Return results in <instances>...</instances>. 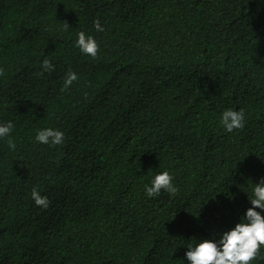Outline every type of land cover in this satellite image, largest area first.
<instances>
[{"label":"trees","instance_id":"obj_1","mask_svg":"<svg viewBox=\"0 0 264 264\" xmlns=\"http://www.w3.org/2000/svg\"><path fill=\"white\" fill-rule=\"evenodd\" d=\"M0 68L16 144L0 140V264H187L188 239L233 227L264 177V0H0ZM226 108L242 128L223 130ZM45 127L64 141L37 143ZM164 170L177 193L146 197Z\"/></svg>","mask_w":264,"mask_h":264},{"label":"clouds","instance_id":"obj_2","mask_svg":"<svg viewBox=\"0 0 264 264\" xmlns=\"http://www.w3.org/2000/svg\"><path fill=\"white\" fill-rule=\"evenodd\" d=\"M63 25L65 28L69 27L67 23ZM94 27L98 32L103 31L99 20L94 21ZM74 45L84 55L93 58L97 56L99 47L97 41L85 31L76 34ZM39 68L41 73H49L54 70V65L44 55ZM3 71V68H0V76L3 75ZM77 79L76 72L67 70L63 78L64 88L71 86ZM218 123L225 132L231 133L244 126L246 112L243 109L226 108L219 114ZM13 128L14 123L11 120L0 122V140L6 141L9 150H14L16 147L10 136ZM64 138L63 131L52 127L39 129L34 137L37 143L44 145H59ZM173 180L174 177L168 170L155 172L150 181L143 185L144 195L152 198L163 191L175 196L178 187ZM246 194L250 206L233 227L213 239L195 237L188 239L184 253L187 264H252L258 259L260 250L264 247V177L256 183H251L250 190ZM30 195L37 206L48 207L49 201L39 189L33 188Z\"/></svg>","mask_w":264,"mask_h":264}]
</instances>
